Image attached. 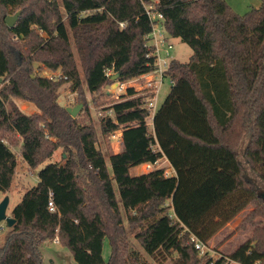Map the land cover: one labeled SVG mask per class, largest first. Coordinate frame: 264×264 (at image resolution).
I'll return each mask as SVG.
<instances>
[{
	"label": "trees",
	"instance_id": "trees-1",
	"mask_svg": "<svg viewBox=\"0 0 264 264\" xmlns=\"http://www.w3.org/2000/svg\"><path fill=\"white\" fill-rule=\"evenodd\" d=\"M146 2H155L167 34L193 54L185 62L171 59L166 74L174 82L152 129L145 94L132 85L101 115L102 134L122 131L110 171L96 128L59 103V89L70 82L88 112L83 83L97 102L104 86L153 70L145 4L0 0V191L12 184L18 155L31 168L44 164L37 184L12 208L16 222L0 244V264H45L42 247L55 237L76 264H151L128 230L155 259L264 264V0L245 14L226 0ZM16 12L9 26L6 17ZM44 67L62 77L42 75ZM14 98L34 102L38 111H22ZM58 148L63 159L52 160ZM163 156L174 175L163 167L132 173ZM250 205L243 223L254 225L251 236L232 252L213 257L196 248L193 235L208 244Z\"/></svg>",
	"mask_w": 264,
	"mask_h": 264
},
{
	"label": "rangeland",
	"instance_id": "rangeland-1",
	"mask_svg": "<svg viewBox=\"0 0 264 264\" xmlns=\"http://www.w3.org/2000/svg\"><path fill=\"white\" fill-rule=\"evenodd\" d=\"M61 3V0H58ZM228 4L239 14H245L249 12L251 9L258 7L261 5L262 0H226ZM42 35H46L42 33ZM171 42L174 44V48L171 49L170 54L172 57H177L181 61H189L191 55L193 54L192 48L179 37H170ZM71 42L75 53L76 62L80 71L81 78L83 82L85 81L84 77V69L82 67L81 61L79 59L78 53L74 46L73 38L71 36ZM38 66L39 63H36ZM61 72L60 70H58ZM52 71L46 67H44L41 71L42 75L49 76ZM143 81V79H142ZM115 83V82H114ZM108 84L103 87L101 92L96 94V98H98L97 102L93 101L90 92H88L85 88L84 90L87 99V105L89 107L88 112L84 110V104L78 114L76 115L81 123H92L97 130L98 142L97 147L100 148L106 158L108 168L111 171V163L109 156L112 152L119 150V141L118 134L114 137L113 134H102L100 130V117L104 115L107 110L106 108L111 104L112 101L118 100L122 94H125L126 89H120L118 84L114 85ZM118 83V81L116 82ZM142 82H137L134 87H138ZM71 83H64L59 89V98L58 101L63 106H75L79 102L77 99V92L71 89ZM172 87L171 79L166 77L159 88V92L157 93V106H161L165 101L167 95L169 94ZM74 99V100H73ZM14 100L19 105L20 109L26 113H34L37 112L38 108L36 104L32 101L22 100L18 98H14ZM81 103V102H79ZM83 103V102H82ZM150 120V118H148ZM151 121V120H150ZM150 129H152V125H149ZM63 159V149L58 148L52 160L61 161ZM170 160L163 156L160 159L159 163H156L154 168L163 167L164 171L168 174H171L172 164ZM44 166V164L39 165L37 168H31L29 165L23 160V158L18 155L17 165L15 169V174L13 177V181L11 186L6 191H0V201L6 196L9 195L10 203L7 209L8 214L11 215L12 208L21 200L23 194L31 187L37 184L39 177L38 171ZM174 168V167H173ZM152 169V168H151ZM145 166L141 168L133 167L132 173L139 174L141 171L151 170ZM116 191L119 196L118 186L115 184ZM253 206H249L243 211H241L236 217H234L231 221H229L221 230L215 234V236L208 242L205 250L210 253L213 257L220 256L222 254H229L238 246L240 243L244 242L251 236V230H253L254 225L252 223H243L244 219L253 209ZM126 227L127 223H126ZM8 226L3 221L0 223V244L5 239V234L7 233ZM128 236L134 248L139 249L143 256L151 263V264H176L175 260H161L162 258H153L148 255L140 243L135 238V233L131 230H128ZM42 251L44 254L45 264H76L71 252L69 249L60 243H55L53 240H48L42 247ZM111 253L110 242L108 239L105 240L104 243V258L106 260L109 259ZM231 264H239L236 261H233Z\"/></svg>",
	"mask_w": 264,
	"mask_h": 264
},
{
	"label": "built area",
	"instance_id": "built-area-1",
	"mask_svg": "<svg viewBox=\"0 0 264 264\" xmlns=\"http://www.w3.org/2000/svg\"><path fill=\"white\" fill-rule=\"evenodd\" d=\"M141 1L145 4L146 14L148 15L153 26L152 31L146 37H147V46L151 49V52L148 55L154 56L155 68L148 73L140 75L142 76V78H136L134 85L132 86H135L137 82H142L138 87H135V89L138 92L145 94L144 106L150 111V117L151 119H153V115L157 109L156 99L160 86L162 85L166 77L171 79V83L174 82V80L171 77L167 76L166 74L167 69L169 68L170 61L173 58L170 54V51L171 49L174 48V44L171 42L170 36L167 34L164 28V24H163L164 15L162 12L156 10L155 2H146V0H141ZM119 23L121 26H125L124 21H120ZM110 73L111 71L108 72V75ZM49 77L53 79H59L62 77V74L59 71H52ZM64 78H67V76H64ZM118 85L120 86V89H127V87L129 86L127 85V82H118ZM116 133L119 136L117 140L120 141L121 140L120 133L116 131L112 134L115 137ZM156 163L146 162L145 167L154 169L153 166H155ZM164 173L165 175H169L167 172ZM49 206H50V210L56 209V206L52 200L49 201ZM192 240L195 241V246L201 253H204L206 251L205 248L207 244L199 240L194 235L192 237ZM53 241L55 243H59L58 237H55Z\"/></svg>",
	"mask_w": 264,
	"mask_h": 264
},
{
	"label": "water",
	"instance_id": "water-1",
	"mask_svg": "<svg viewBox=\"0 0 264 264\" xmlns=\"http://www.w3.org/2000/svg\"><path fill=\"white\" fill-rule=\"evenodd\" d=\"M18 16H19V12H16L15 14L8 15L6 17V23L9 26H14L16 20L18 19ZM118 75H119V73H114L112 76V79L116 80ZM1 81H2V78H0V82ZM116 82L117 81H115L114 85L118 84ZM82 106H83V103L81 102L75 106L67 107V110L71 113L72 116L75 117L78 114V112L80 111V109L82 108ZM9 203H10L9 195H6L0 201V223L4 221L8 227H12L15 224L16 219L12 215L8 214V212H7Z\"/></svg>",
	"mask_w": 264,
	"mask_h": 264
},
{
	"label": "crops",
	"instance_id": "crops-1",
	"mask_svg": "<svg viewBox=\"0 0 264 264\" xmlns=\"http://www.w3.org/2000/svg\"><path fill=\"white\" fill-rule=\"evenodd\" d=\"M175 58H177V57H175ZM178 59V58H177ZM136 78H142V76H138V77H136ZM136 78H133V79H131V80H128L127 81V85H134V82H135V80H136ZM158 107V106H157ZM38 111V110H37ZM150 118V120H148V123H149V125H152L153 126V119H151V117H149ZM118 133H120V135H121V140L119 141L120 143H119V150H117V151H114V152H119L120 150H121V147H122V131L121 130H119V131H117ZM163 158V157H162ZM162 158H160V159H162ZM160 159L158 160V162L157 163H159V161H160ZM171 165V164H170ZM143 166H145V163L144 164H141V165H138V166H136L137 168H141V167H143ZM155 168H158L157 166L155 167ZM172 168V173L170 174V175H174L175 173H176V171H175V169L173 168V167H171ZM147 171H149V170H145V171H141V172H139V173H143V172H147ZM167 172V171H166ZM251 233H252V230H251ZM217 234V233H216ZM215 236V235H214ZM213 236V237H214ZM239 246V245H238ZM238 246H236V248L238 247ZM235 249V248H234Z\"/></svg>",
	"mask_w": 264,
	"mask_h": 264
}]
</instances>
